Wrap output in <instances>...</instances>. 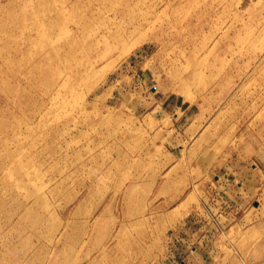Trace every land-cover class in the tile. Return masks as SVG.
Instances as JSON below:
<instances>
[{"label": "rangeland", "instance_id": "374dc122", "mask_svg": "<svg viewBox=\"0 0 264 264\" xmlns=\"http://www.w3.org/2000/svg\"><path fill=\"white\" fill-rule=\"evenodd\" d=\"M0 264H264V0H0Z\"/></svg>", "mask_w": 264, "mask_h": 264}, {"label": "bare ground", "instance_id": "6f19581e", "mask_svg": "<svg viewBox=\"0 0 264 264\" xmlns=\"http://www.w3.org/2000/svg\"><path fill=\"white\" fill-rule=\"evenodd\" d=\"M93 1V0H92ZM118 2V1H117ZM82 4V3H81ZM92 4V3H91ZM76 4H73V6H75ZM84 5V4H83ZM90 5V4H89ZM38 6V5H37ZM115 6V5H114ZM88 7V6H87ZM56 9V8H55ZM133 9V8H132ZM88 12V11H87ZM103 14V13H102ZM104 16V15H103ZM109 17V16H108ZM97 19V18H96ZM100 20V19H99ZM105 22V21H104ZM100 26V25H99ZM124 30V29H123ZM123 30H122V32H123ZM125 31V30H124ZM88 33V32H87ZM105 33H108V34H104V38H103V40H105V39H107L109 36H118V38H119V36L120 35H124V34H126L127 32L125 31V32H123V33H121V30L120 29H118V28H116V29H108V30H106L105 31ZM71 34V33H70ZM106 35V36H105ZM88 36H89V34H88ZM102 37V36H101ZM101 37H99L98 39H96V41H99L100 39H102ZM113 39V38H112ZM111 40V39H110ZM87 44V43H86ZM59 45L60 44H56V54H53L52 56H54V55H56V56H58V53H62V51L59 49ZM74 49V48H73ZM107 50V49H106ZM106 50H104L103 52H105ZM65 52H67V51H65ZM100 53H102V52H100ZM103 54V53H102ZM62 62V61H61ZM8 63V62H7ZM11 65V64H10ZM32 71H33V69H32ZM35 76V75H34ZM50 81V80H49ZM36 83V82H35ZM49 84V83H48Z\"/></svg>", "mask_w": 264, "mask_h": 264}]
</instances>
